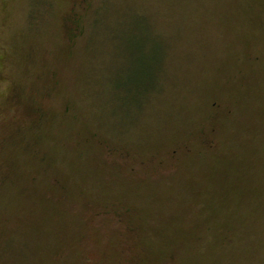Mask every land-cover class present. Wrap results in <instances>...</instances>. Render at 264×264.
Returning <instances> with one entry per match:
<instances>
[{
	"label": "rangeland",
	"instance_id": "rangeland-1",
	"mask_svg": "<svg viewBox=\"0 0 264 264\" xmlns=\"http://www.w3.org/2000/svg\"><path fill=\"white\" fill-rule=\"evenodd\" d=\"M0 264H264V0H0Z\"/></svg>",
	"mask_w": 264,
	"mask_h": 264
},
{
	"label": "flooded vegetation",
	"instance_id": "flooded-vegetation-1",
	"mask_svg": "<svg viewBox=\"0 0 264 264\" xmlns=\"http://www.w3.org/2000/svg\"><path fill=\"white\" fill-rule=\"evenodd\" d=\"M14 95L15 96H18V92H17V90L14 92ZM26 112H28V114L29 115H31V117H32V122L33 123H35V108H31L30 110H28V111H26Z\"/></svg>",
	"mask_w": 264,
	"mask_h": 264
},
{
	"label": "trees",
	"instance_id": "trees-1",
	"mask_svg": "<svg viewBox=\"0 0 264 264\" xmlns=\"http://www.w3.org/2000/svg\"><path fill=\"white\" fill-rule=\"evenodd\" d=\"M72 29V28H71ZM70 33H71V30H70V28L67 30V34L68 35H70ZM31 108H35V107H32V106H30V105H26V106H24V108H23V111H28V110H30ZM39 110V109H38ZM27 114H28V112H26ZM35 113L38 115V112H37V110L35 111ZM29 115V114H28Z\"/></svg>",
	"mask_w": 264,
	"mask_h": 264
}]
</instances>
